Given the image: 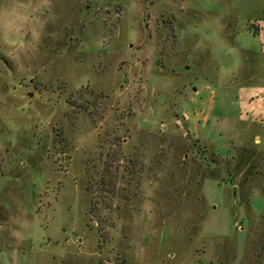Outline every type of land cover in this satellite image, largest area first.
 Listing matches in <instances>:
<instances>
[{
  "label": "rangeland",
  "instance_id": "374dc122",
  "mask_svg": "<svg viewBox=\"0 0 264 264\" xmlns=\"http://www.w3.org/2000/svg\"><path fill=\"white\" fill-rule=\"evenodd\" d=\"M0 264H264V0H0Z\"/></svg>",
  "mask_w": 264,
  "mask_h": 264
}]
</instances>
